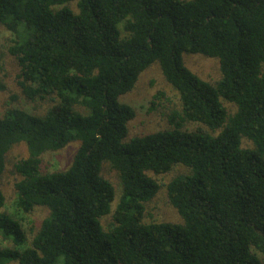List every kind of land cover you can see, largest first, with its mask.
<instances>
[{"label":"trees","instance_id":"trees-1","mask_svg":"<svg viewBox=\"0 0 264 264\" xmlns=\"http://www.w3.org/2000/svg\"><path fill=\"white\" fill-rule=\"evenodd\" d=\"M0 25L24 94L56 98L42 115L0 116V209L5 156L19 142L16 205L48 209L26 246L19 220L0 211V237L13 243L0 264H264V0H0ZM184 53L218 59L220 78H200ZM154 62L180 110L169 128L128 137L136 112L119 97ZM71 142L67 168H41ZM104 163L118 174L114 207ZM177 164L188 172L166 191L182 221H146L161 186L148 172Z\"/></svg>","mask_w":264,"mask_h":264},{"label":"rangeland","instance_id":"rangeland-1","mask_svg":"<svg viewBox=\"0 0 264 264\" xmlns=\"http://www.w3.org/2000/svg\"><path fill=\"white\" fill-rule=\"evenodd\" d=\"M68 6L76 10V1H71ZM11 34L0 25V116L8 108H17L35 115H42L54 104L55 97H44L30 99L24 94L19 77L20 65L17 59L9 52ZM183 61L187 68L197 74L200 78L215 83L221 76L218 59L204 56L202 54L184 53ZM161 93L158 98L155 95ZM119 101L128 103L135 108V117L128 122V137L143 132H153L170 127L169 114L173 110H180V101L176 90L167 82L157 62L152 63L143 70L134 87L126 94L119 97ZM154 102V104L152 103ZM224 105L230 113L234 112L236 106L223 100ZM187 128L195 129L196 124L187 123ZM243 146H251L246 138L242 140ZM78 147V142H71L64 148L46 152L41 157V168L44 171H57L65 169L72 161L73 155ZM24 142L14 144L6 153L5 168L1 176V189L5 196V204L0 209L9 214L13 219L19 220L26 231L27 240L24 246L29 245L31 238L40 227L41 221L48 215V209L43 206H36L30 212H24L16 205V191L14 184L19 180V175L14 169L15 163L28 154ZM189 169V168H188ZM188 170L179 164L166 174H148L161 184L160 189L153 199L147 204L146 221H168L179 223L182 221L180 215L172 207L167 198L166 184L177 174L187 173ZM102 175L109 179L116 192L115 202L120 193V186L117 172L104 163ZM102 224L106 228L112 221L111 214L102 218ZM0 247H12L10 240L0 237ZM11 264H17L11 262Z\"/></svg>","mask_w":264,"mask_h":264}]
</instances>
